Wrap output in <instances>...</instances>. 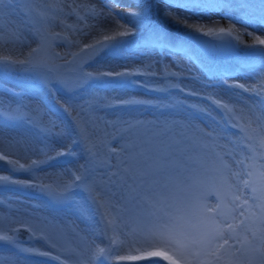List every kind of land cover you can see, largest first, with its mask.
Wrapping results in <instances>:
<instances>
[{"label": "snow or ice", "instance_id": "1", "mask_svg": "<svg viewBox=\"0 0 264 264\" xmlns=\"http://www.w3.org/2000/svg\"><path fill=\"white\" fill-rule=\"evenodd\" d=\"M0 80V264H264V0H0Z\"/></svg>", "mask_w": 264, "mask_h": 264}, {"label": "rangeland", "instance_id": "2", "mask_svg": "<svg viewBox=\"0 0 264 264\" xmlns=\"http://www.w3.org/2000/svg\"><path fill=\"white\" fill-rule=\"evenodd\" d=\"M76 2H78V3H80V2L94 3L95 0H76ZM131 2H133V1H131ZM131 2L128 0V2H124V3H125V4H128V3H131ZM122 10H126V9H122ZM13 18H14V17H13ZM68 22H69V23H72L73 21L69 20ZM245 39L248 40L249 38L245 37ZM61 48L65 51V48H63V47H58L57 50H60ZM142 50H148L149 52H150V51H153L152 53L150 52V56L156 55V53H158V54L160 53L161 55L163 54L162 57H166V56L168 55V53H166V52H162V53H161L159 50H158V51H155V50H149V49H142ZM25 51H26V50H25ZM140 56H145V54L140 55ZM248 62H258V61H254V60H253V61H248ZM15 82H16L15 77H14V76H9L8 79H7V86H8V87H12V85H13ZM4 86H5V82H4L3 80H0V87H4ZM128 91H129V90H125V91H122V92H120V93H119V91H118V92L113 93V94H114V96H115V95H119V96H121V97L127 99V98L130 97V94L128 93ZM143 91H145V90H144V89H139V90H138V93L135 94V95L133 96V98H136V99H150L151 97H149V98H144V97H143V94H142ZM147 95H149V94H147ZM189 102H190V103H198V101H191V100H190ZM107 118L111 119L112 117L109 116V117H107ZM21 162L24 163L25 161L22 160ZM80 162L83 163L82 160H81ZM0 163H3V162H0ZM3 165H4V164H3ZM3 169H4V167H1V168H0L1 173H3ZM17 178H19V179H28L29 177H28L27 175L21 174V175H19ZM23 195H24V196H23ZM22 196L25 197V198L28 197V196H26L24 193L22 194ZM31 199H33V200L36 201V202H39L37 198H31ZM34 201H30V202L33 203V204H35ZM0 211H3V210L0 209ZM122 254H123V253H122ZM38 263H41V264H48V263H46V262H41V261H39ZM113 264H136V262H131V261H125V262H113ZM161 264H167V262H161Z\"/></svg>", "mask_w": 264, "mask_h": 264}, {"label": "bare ground", "instance_id": "3", "mask_svg": "<svg viewBox=\"0 0 264 264\" xmlns=\"http://www.w3.org/2000/svg\"><path fill=\"white\" fill-rule=\"evenodd\" d=\"M130 2L131 1H133L134 2V0H129ZM124 2H128V0H124ZM83 3H88V2H83ZM21 18V15H20V13H18L17 14V16H15L13 19H20ZM33 47H35V45H32ZM26 50V49H25ZM57 50V49H56ZM57 51H59V52H61V53H63L64 52V50L61 48L60 50H57ZM155 51H158V50H155ZM151 53L153 52V51H150ZM150 52L148 51V50H140L139 52H136V53H134V55L135 56H140V55H143V54H145V56H150ZM162 53V52H161ZM163 55V54H162ZM162 55L159 53H156V55H153V56H151L153 59H157V58H161L162 57ZM172 71H178V69H176V68H173L172 69ZM140 88H136V89H128L129 91H128V93L130 94V97L129 98H133V96L135 95V94H137L138 93V90H139ZM120 92H122V91H119V93ZM142 94H143V97L144 98H149L150 97V95H147L148 93L146 92V91H143L142 92ZM107 95H110V96H114V94L113 93H108ZM100 115H104V113H100ZM109 117V116H108ZM113 118V117H112ZM111 118V119H112ZM50 154H52V155H54V153H50ZM1 164H3V163H1ZM2 166V165H1ZM49 171H52V169H49ZM0 173H1V171H0ZM3 174H7V173H3ZM24 196V195H23ZM21 197L22 199H28V200H30V201H34L33 199H31V197H27V198H25V197ZM34 203H38V202H36V201H34ZM34 264H41V263H38V261H35L34 262Z\"/></svg>", "mask_w": 264, "mask_h": 264}]
</instances>
